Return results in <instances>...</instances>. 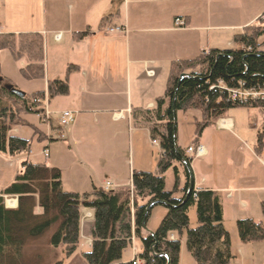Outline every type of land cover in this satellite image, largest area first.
<instances>
[{
  "label": "crops",
  "instance_id": "obj_1",
  "mask_svg": "<svg viewBox=\"0 0 264 264\" xmlns=\"http://www.w3.org/2000/svg\"><path fill=\"white\" fill-rule=\"evenodd\" d=\"M212 16L219 23L212 25ZM263 16L264 0H0V34H39L43 38V91L47 82L63 80L68 67L74 68L68 77V96L49 101L45 91L38 109L49 111L50 125L51 117L59 120L62 111L75 113L74 123L65 129L67 141L58 142V130L46 136L37 129L49 140L43 149L49 153L55 148V152L35 164L59 169L64 191L83 195L102 187L105 190L107 183L114 192L131 191L132 172L145 171L131 172L128 190L115 186L121 181L116 174L121 164L120 130L131 137H137L141 129L149 131L138 125L134 111L155 108L156 99L165 94L172 62L192 60L211 49L229 50L210 48V32H238L232 36L234 41ZM178 18L184 21V28H175ZM117 28L126 32L107 34ZM149 71L153 75L148 76ZM237 108L242 112L230 109L214 125L216 136L207 129L202 133L199 145L206 154L198 158L202 162L198 171L193 160L190 163L192 185L195 191L219 194L221 207L222 200L237 201L244 207L264 206V107ZM10 132L19 133L17 128ZM12 159L0 154V194L14 181L22 162L28 161L21 158L15 170ZM94 165L103 170L102 178L92 169ZM175 167L185 184L183 165ZM8 198L7 203L16 200L17 205L16 197L6 196L4 201ZM163 209L159 222L167 213ZM246 219L260 222L262 215ZM147 224L146 233L154 234L158 226L148 229ZM93 226L94 211L80 207L79 246L86 249L74 253L79 264H84L82 253L91 249ZM169 238L177 239L174 234ZM240 243L235 247L231 243L230 264H264V242ZM141 251L142 246L134 248L131 257L123 256L122 263H129Z\"/></svg>",
  "mask_w": 264,
  "mask_h": 264
},
{
  "label": "trees",
  "instance_id": "obj_2",
  "mask_svg": "<svg viewBox=\"0 0 264 264\" xmlns=\"http://www.w3.org/2000/svg\"><path fill=\"white\" fill-rule=\"evenodd\" d=\"M234 42L238 48L211 49L195 59L172 62L165 94L156 99L155 108L134 111L138 125L149 129L151 139L159 141L164 155H160L155 174L132 172V194L102 189L83 195L64 191L59 169L22 162L14 181L0 194V264H63L80 244V207L94 211L91 249L81 255L86 264H132L122 263L132 238L141 242L138 257L143 264H179L183 236L196 264H230L231 242L223 227L217 194L190 187L184 166L186 181L183 187L180 185L175 166L184 162L190 166L193 157L176 145L171 104L174 99L176 113L200 112L201 119L195 122L193 148L199 145L204 130L214 126L228 110L246 107L227 102L222 91L217 90V83L222 81L230 88L244 84L246 89L264 85V16L235 36ZM4 50L15 61L24 63L20 68L24 79L44 80L41 35L0 34V52ZM73 69L68 67L63 80L47 82L45 91L49 101L68 96V77ZM181 75L187 76L176 90ZM0 78V154L16 158L29 153L31 141L9 133L15 126L28 125L23 115L40 113L38 109L45 91L32 94L31 99L26 95L20 98L7 90V86H12L9 81L1 75ZM252 107H264V103ZM33 135L38 141L45 140L36 128ZM170 168H173L175 183L173 190L166 192L164 174ZM6 196L18 199L16 210L5 208L3 197ZM152 204L167 210L154 236L143 230V222L146 226L153 208L147 211V207ZM7 206L16 207V200L9 201ZM191 207H195L197 220L193 229L189 228ZM262 208L260 222L237 221L238 237L243 244L264 242ZM171 234L177 239L171 240ZM59 248L64 259L54 261L50 253Z\"/></svg>",
  "mask_w": 264,
  "mask_h": 264
},
{
  "label": "rangeland",
  "instance_id": "obj_3",
  "mask_svg": "<svg viewBox=\"0 0 264 264\" xmlns=\"http://www.w3.org/2000/svg\"><path fill=\"white\" fill-rule=\"evenodd\" d=\"M214 18L215 17L213 16L211 18L212 25H216V23H219L215 21ZM111 33H114V32L107 31V34H111ZM234 33L236 34L238 32H232V31L231 32H219V31L210 32V36L212 40H210L211 44H209L210 45L209 47L218 48V49H235L236 45L232 39V36L234 35ZM263 49H264V46H263ZM197 56H193L192 59H194ZM22 63L23 62L15 61L8 51L4 50L0 52V75L6 78L9 81V83L12 86H14L16 90L26 95L28 99H31L32 94L42 91L44 87V80L28 81L24 79L20 74V68H21ZM56 104L57 106H59L58 101ZM49 108L51 111L52 108L51 107ZM240 109L242 108H235L233 110H236L237 112H242L240 111ZM39 111L41 113L42 109H40ZM40 113L39 114L30 113V114L23 115L22 118L24 122L27 123L28 125L13 127V129L17 128L19 132L17 136L31 141L29 153L24 154L20 157L13 158L11 160L15 170H16V167L19 165L20 160H22L21 158L28 160L32 164L42 163L44 160L43 159L44 156L42 152L44 150L43 149L44 146L49 144L48 143L49 140L45 139L43 141H38L37 136L33 135V128L38 129L40 132H42L46 136H48L50 133L55 134V132L58 130L57 132L58 135H59V132L63 134V139L58 138V142L64 143L65 141H67V135L65 133V129L63 130L60 129L58 118L56 116L51 117V120H52V123H51L52 126H51L49 123L46 124L42 122L43 114L42 113L40 114ZM200 119H201V115L199 111H189L186 113L177 112L176 113V120H175L176 122V145L181 150L185 151L188 147L192 146L194 133H195V122L196 120L200 121ZM214 129H215V126L207 128V132H209L211 136H216L217 133L214 132ZM141 130L142 131H139V134H137V137L135 136L131 137L128 134L126 135L124 131L120 130L119 136H121V141H122L121 153H120L121 155L120 163L121 164H119L120 172L117 171L116 174H117L118 179L121 181L117 182V185L119 186H115L116 189H126V190L129 189L130 184L129 182H127V178L130 177V174L133 170L153 172V173L157 172V166H158L160 155H162L161 154L162 149L160 148L158 140H156L158 143L157 146L153 144V140L148 135L149 134L148 130L147 131H144L143 129ZM114 131H117V129H115ZM54 152H55V148L54 150L50 149L49 153L51 157ZM66 159L69 160L70 156H66ZM67 164L68 163H66V165ZM201 164L202 162H200L198 158H193L194 170L198 171V169L201 168L202 166ZM92 169L94 170L95 173L98 174V177H101V178L103 177L102 175L103 170L100 169L98 165H94ZM18 170H19V167H18ZM106 179L107 178H105V180ZM164 180H165V191L171 192L173 190L174 183H175L173 168H170L165 172ZM180 183H181L180 185L183 186L184 178H183L182 173L180 174ZM102 189L104 190L103 187ZM108 191H114V189H109ZM125 193L132 194V189L131 191L125 192ZM217 196H219V194H217ZM222 199H224L223 196H222ZM8 200L10 199L8 198L6 201H4V206L6 208L8 207L6 206ZM252 206L244 207L240 203H237V201L232 202V201L222 200L223 226L229 234L230 242L232 243L233 247H235V243L239 245L241 244L239 237H238V232H237V225H236L237 221L240 219L244 220L247 217H250V218L259 217V216L261 217L262 215L263 206H253V207ZM16 207H18V202H17ZM163 213H164V209L161 206H156L152 209L149 220H148V224H147L148 229H155L157 226H159L160 224L159 221L161 217L163 216ZM188 217H189V228L190 229L195 228L197 226L195 207H191L188 210ZM232 237H233V240H232ZM171 240H174V239L172 238ZM134 248L140 249L141 242L135 238H132L131 243L125 250L123 256L125 258L131 257V251H133ZM85 249L86 248H84V246H79L77 252L79 253L81 251H85ZM61 251H62L61 248L51 251L50 258L54 261L60 260V259L63 260L64 257ZM75 256L76 255H74L71 260H69L71 257L67 258L63 264H79V261L78 259L75 258ZM179 260H181L182 264H196L194 259L191 257V255L187 251V248L185 246L184 236L180 240ZM82 262H84L83 259H82ZM84 264L86 263L84 262Z\"/></svg>",
  "mask_w": 264,
  "mask_h": 264
},
{
  "label": "built area",
  "instance_id": "obj_4",
  "mask_svg": "<svg viewBox=\"0 0 264 264\" xmlns=\"http://www.w3.org/2000/svg\"><path fill=\"white\" fill-rule=\"evenodd\" d=\"M174 25H175V28H178V29L185 27L184 21L180 18L175 19ZM108 32L124 33L126 32V30L124 28H117L115 30L109 29ZM56 39H58V36H56ZM147 75L151 76L153 75V72L149 71L147 72ZM217 90L222 91V93L225 95L227 102H230L232 104L252 107L253 105L264 103V85L258 88L246 89L244 84H238L237 87L230 88L224 82L218 81ZM42 114H43L42 122L48 123L49 117L51 116V114L46 108L42 111ZM59 116H60L59 124L62 130L70 127L75 121V113L72 111H62L59 114ZM59 138L63 139V134H60ZM153 144L156 146L158 145L157 141H153ZM42 154L44 158L46 159L49 157L48 150H43ZM161 154L164 155L163 150H161ZM186 154L193 158H201L205 156V150L202 146L198 145L196 148L189 147L186 151ZM109 187H110V184L107 183L105 190H108ZM131 263L132 264H142L138 256H135L132 259Z\"/></svg>",
  "mask_w": 264,
  "mask_h": 264
},
{
  "label": "water",
  "instance_id": "obj_5",
  "mask_svg": "<svg viewBox=\"0 0 264 264\" xmlns=\"http://www.w3.org/2000/svg\"><path fill=\"white\" fill-rule=\"evenodd\" d=\"M186 76L187 75H181L180 76L179 81H178V84H177V87H176V90H177L178 85L181 82V80L184 77H186ZM0 81H1V78H0ZM6 88H7V90L11 91V93L14 94L15 96L20 97V98H24V94L21 93L20 91L16 90V89H14L12 86H7ZM176 90H175L174 93H176ZM171 110H172L173 120H174V123H173V131H175L176 130V122H175V120H176V111L174 109V99H173L172 104H171ZM183 166L187 170V173L189 175V184H190V187H191L192 186V182H193V177H192V173H191V170H190V166L187 163H185V162L183 163ZM189 192H190V189L188 190L187 195L189 194ZM160 204H163V203H160ZM153 205L154 204L148 206L147 207V211L150 210L153 207ZM143 230L144 231H147L146 226H145V221L143 222ZM149 234L151 236H154L153 233H149Z\"/></svg>",
  "mask_w": 264,
  "mask_h": 264
},
{
  "label": "bare ground",
  "instance_id": "obj_6",
  "mask_svg": "<svg viewBox=\"0 0 264 264\" xmlns=\"http://www.w3.org/2000/svg\"><path fill=\"white\" fill-rule=\"evenodd\" d=\"M60 136V135H59Z\"/></svg>",
  "mask_w": 264,
  "mask_h": 264
}]
</instances>
